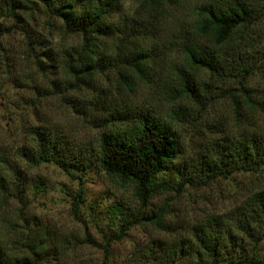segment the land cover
Returning a JSON list of instances; mask_svg holds the SVG:
<instances>
[{
    "label": "rangeland",
    "instance_id": "1",
    "mask_svg": "<svg viewBox=\"0 0 264 264\" xmlns=\"http://www.w3.org/2000/svg\"><path fill=\"white\" fill-rule=\"evenodd\" d=\"M11 1L0 0V24L4 28L0 35V181L9 188L21 184L22 198L6 200L0 193V245L14 255H25L30 253L29 244L43 242L42 264H206L201 237L220 229L212 223L214 218L227 224L228 219L231 224L235 222L250 196L264 188V173H235L200 187L187 184L184 191L175 190L173 185L179 170L197 173L199 157L211 159V152L224 136L264 132V0L253 1L255 10L263 11L260 20L242 36L243 29H239L232 38L240 39L253 59L260 61L250 84L261 104L238 113L232 92L239 91L231 81L213 87L215 101L203 112L198 100L176 92L178 75L188 71L198 83L199 94L207 93L204 83L209 73L192 70L175 42L193 37L189 31L197 10L208 0L165 1L158 13V27H153L156 19L150 24L145 19L147 39L137 34L139 31L130 37L116 32L100 39L96 67L91 74H82L78 85H73L75 80L67 74L61 59L65 50L80 45V38L65 34L58 24L48 25L49 14L42 5L27 10L24 20L15 27L7 9ZM117 1L113 25L122 29L126 23L141 29L144 15L137 10L139 0ZM129 27L127 34L131 33ZM27 33L43 38L47 48L55 52L46 61L52 66L43 71L36 67ZM202 42L215 52L219 50L210 41ZM136 44L146 52L142 73L137 71L131 54ZM113 111L132 117L124 123L107 122ZM142 113L165 123L177 136L181 149L162 177L167 181L166 188L144 207L133 184H122L97 160L103 132L129 131ZM37 125L57 136L69 153L85 155V161L93 159L91 168L78 172L81 179H71L54 163L30 166L20 157L23 146L32 143L31 130ZM40 179L43 188L39 190L35 186ZM79 190L84 200L77 208L73 195ZM117 204L131 213L142 209L143 217L162 207L166 214L161 225L144 219L116 239L121 223L114 211ZM252 227L256 231L254 223ZM259 234L255 232L257 237ZM244 244L242 251L237 248L224 263L233 264L240 254L252 256L255 241L246 238ZM255 245L264 261V238ZM170 250L175 253L168 261L165 252ZM226 254L224 251L221 257Z\"/></svg>",
    "mask_w": 264,
    "mask_h": 264
},
{
    "label": "trees",
    "instance_id": "2",
    "mask_svg": "<svg viewBox=\"0 0 264 264\" xmlns=\"http://www.w3.org/2000/svg\"><path fill=\"white\" fill-rule=\"evenodd\" d=\"M165 1L170 0L138 1L139 15L146 17L142 16V23H139L141 29L135 26L129 27L126 23L122 29L113 25L111 18L118 9L117 0H12L7 9L16 27L24 20L27 10L42 5L49 14L46 21L48 25L58 24L65 34L80 38V45L65 50L61 59L67 74L75 80L73 85H78L82 74H91L96 67L100 39L116 32H123L124 36L130 37L138 31L137 34L147 39V21L150 24L156 19L153 27H158L160 24L158 13ZM253 1L258 3L257 0L206 1L198 8L196 20L189 31L190 36L193 37L185 38V41L181 38L175 42L192 70L206 71L210 75L207 83H204L208 87L207 93L203 96L199 94L198 83L190 72L185 71L178 75L177 95L198 100L202 105L201 112L215 101L213 87L230 81L236 84L234 90L239 91V93L232 92L234 109L237 113L243 108L254 110L261 104L253 94L254 89L250 84L253 75L260 68V61L256 62L253 59L248 47L240 39L232 40L239 29H243L242 36L246 29L256 24L262 17L263 11L255 10ZM133 22L130 25H133ZM128 27L131 28V33L127 34ZM3 32L4 28L0 24V35ZM27 34V45L36 67L43 71L46 66H52L46 61L50 60L55 52L47 48L43 38ZM204 39L212 42L219 50L215 52L211 47L205 46L202 42ZM131 54L137 71L142 73L147 58L143 46L137 47L136 44ZM130 117L132 116L129 113L127 115L125 112L120 114L113 111L106 120L124 123ZM31 136L32 143L23 146L20 151V157L30 166L54 163L71 179H81L78 172L85 167L91 168L94 164L93 159L88 158L87 165L85 155L77 156L66 151L63 142L44 130L43 126H34ZM216 147L213 149L214 152H211V159L206 161L202 160L204 155L199 157L195 166L197 173L186 172L185 169L179 170L178 180L173 188L184 191L187 184L200 187L218 178H230L235 173H264V132L253 131L241 134L239 137L224 136ZM180 154L179 141L170 128L150 114L142 113L138 116L135 126L129 131L103 132L98 144L97 160L106 173L122 184H133L134 193L144 207L155 194L166 188L167 181L162 177L168 174L171 165ZM19 185L21 184L9 188L0 181L2 198L6 200L10 197L22 198ZM35 187L42 189L43 180H38ZM73 199L74 205L78 208L80 202L84 200L83 191L79 190L73 195ZM242 210L233 222L235 225L231 224V219H228L230 220L228 224L225 220L213 219L212 223L220 226V229H212L201 237L202 250L207 257L206 264H225L224 261L234 250L245 248L246 238H252L255 244L263 240L264 188L251 195ZM114 211L119 215L121 222L116 239L122 238L130 227L144 219L161 225L166 214V208L162 207L158 212L143 217L142 209L131 213L119 204L115 206ZM253 223L256 225V231L252 227ZM200 226L202 228V225ZM255 232H259L260 236L257 237ZM108 242L110 243L109 239ZM108 244L104 246L106 254ZM255 244L251 249L252 256L240 254L233 264H264V261L258 257ZM29 249V254L14 255L0 245V264H42L43 242L31 243ZM224 251L227 254L223 258L221 255ZM165 253L169 261L175 251L170 250ZM162 262L163 260H160V263Z\"/></svg>",
    "mask_w": 264,
    "mask_h": 264
}]
</instances>
